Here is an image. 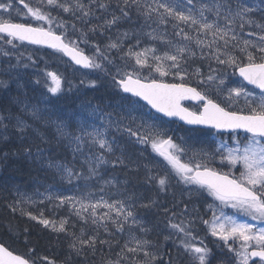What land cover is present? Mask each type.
<instances>
[{"label":"trees","instance_id":"trees-1","mask_svg":"<svg viewBox=\"0 0 264 264\" xmlns=\"http://www.w3.org/2000/svg\"><path fill=\"white\" fill-rule=\"evenodd\" d=\"M16 1L21 3V0ZM260 1L264 3V0ZM98 2L100 0L93 3L90 8L93 14L87 17L56 12L58 17H63L70 24V31L65 34V39L84 38L93 43L95 47L104 49L110 56L109 61L130 63L133 58L124 53L128 51L129 46H133V50H140L143 42L150 43L147 37L138 34L145 26L144 15H141L133 7L130 10V18L121 19L116 25L107 27L105 21L111 19L113 13L120 15L117 0H102L109 5L107 9H100L97 6ZM244 2L249 4L256 1L244 0ZM24 4H28L32 8L39 7L43 12L54 10L47 4V0H23L22 5ZM253 8L251 17L264 23V6ZM23 22L32 24L28 20ZM166 24L171 34L179 32L181 28V25L174 20H166ZM43 27L46 26L43 25ZM244 28L256 32L254 27L245 25ZM51 29L54 32L62 33V29L52 26ZM183 31L187 32L188 30L183 28ZM125 32L128 33L126 37L124 36ZM137 41L141 45H137ZM112 42L119 43L120 48H108L107 46ZM229 50V54L241 56L239 49L230 46ZM249 50L257 56V62H260V54L255 49ZM40 51H42L38 52L40 54H32L34 63L31 64L30 59L25 61L28 72L24 76V89H18L15 85L8 86L9 82L7 81L5 85L0 84V116L11 117V119L3 120V124L7 125V128L0 126V242L14 253L24 255L30 263L35 261L36 264H47V261L43 260L44 257H47L49 261H54L55 264H107L109 260L116 261L117 254L121 255L122 264H133V260L143 261L145 258L141 253L125 254L122 252L130 228V224L124 222L123 216L117 217L114 213L109 216L111 219L98 220V223L93 224L92 211H82L80 215H77V206L74 207L69 202L61 203L59 199L79 192L93 195L100 189L111 199L125 198L126 196L139 197V204H127L125 208L133 211L135 220H140L146 225L147 231L144 235L153 243V248L158 251L153 264H169L170 259L172 264H195L194 257L191 254H186L184 249L178 245L179 240L183 238L182 234L170 228V224L180 223L177 222V218L181 216L182 212L175 200L176 197L178 199V192H180L177 179L170 176L168 171H158L157 168L163 165L155 158L148 142L141 143L136 136H129L114 127L102 126L105 138L110 143L114 142V151L104 153L107 163L100 165V172L103 173V178L112 182L110 185L104 186L94 180L77 179L73 181L67 179L55 168H48L47 163L49 160H53L66 164L73 171L80 168L82 156L78 151H74V146L68 142V139L61 134L58 128L59 124H64L63 126L71 132L75 131L78 127V119L82 118L80 106L86 102L110 113L111 109L114 112H119L116 108L119 102L127 104L133 100L147 109L151 118L160 121V124L167 130L168 138L171 137L172 140L178 141L180 144L184 141L199 148L206 146L208 150H212L217 141L220 142L224 138L223 141H226L228 146L235 145L232 137L229 135L224 137V135L207 128H188L176 121H166L155 115L138 99L124 95L119 90L114 74L109 69L111 66L108 70L96 69V75H86L85 79L91 82L95 81V84L85 86L83 89L79 84V75L70 74L69 69L74 68L73 64L66 61L61 54L51 50L42 49ZM88 53L90 52L88 51ZM221 59H224L223 55H221ZM185 61L182 62V68L186 70L187 75L183 81L172 75L166 76L164 81L192 85L210 99L229 108L227 103L222 102L215 93L206 90L197 79L208 75L210 69H218V72L221 73H234L232 76L235 75L236 69L218 64L214 57L201 50H196L195 56L186 54ZM244 62H247L246 57ZM38 68L56 73L63 80L64 90L59 94L48 93L44 85L40 84L41 81H37L31 75V70ZM197 68L200 69L201 75L195 74ZM25 94L31 102L35 104L40 102L43 107L44 113L40 116V120L23 111ZM186 105L197 108L195 105ZM229 109L232 111L241 110ZM243 110L247 111V109ZM17 117L25 118L30 126L24 133L17 130ZM80 121L82 123L85 120ZM237 134L242 144L249 136L241 132ZM218 137L224 138L219 140ZM92 147L87 145V149L96 151L99 155L101 150ZM38 148L42 150L41 162H37L35 159ZM25 149H30L32 155H28ZM118 157L123 159V163H119ZM113 161H117L115 165ZM215 170L225 174H234L226 165L219 163L215 165ZM162 177L167 178V185L163 190L158 184ZM195 199L203 202L202 196L197 195L193 200ZM27 213H31V216L38 219H31ZM96 216L98 218L103 214L96 211ZM39 219H48L56 222L57 225L61 219H66L68 222L67 231H53L51 227L39 223ZM114 219H119L123 223V231L117 230L116 225L112 223ZM257 225L264 227V223L259 221ZM187 228L192 232L194 238H200L201 245L210 249L208 260L211 264H237L235 253L230 252L228 245L219 237L211 235L208 225L196 220L194 226ZM82 230L84 239L95 236L98 240L94 250L85 246L77 254L69 248V244L72 242L70 233L80 236ZM166 237L169 238L165 239ZM99 241H108V243L100 244ZM234 247L238 249L239 242H235ZM125 255L127 258H123ZM255 264H260V261H256Z\"/></svg>","mask_w":264,"mask_h":264},{"label":"snow or ice","instance_id":"snow-or-ice-1","mask_svg":"<svg viewBox=\"0 0 264 264\" xmlns=\"http://www.w3.org/2000/svg\"><path fill=\"white\" fill-rule=\"evenodd\" d=\"M93 2H96V0H93ZM21 3H23V0H21ZM47 4L61 8L64 12L72 10L70 5L61 4L58 0H47ZM97 6L100 9H107L109 5L100 0ZM12 7L11 3H0V9L10 11ZM24 7L27 8V13L24 15L30 14L37 21H47L49 27L45 29L44 27H33L27 23H13L10 20L0 19V33L6 34L8 37L6 42L8 44H12L13 39L28 41L33 44H47L51 48L61 50L65 54L70 55L78 65H83L86 68H101V64L96 63L92 58L85 56L76 47L72 46L75 45L74 41L70 44L64 43L62 36L56 35L52 31L51 25L55 18L50 17V14L43 13L39 7H29L28 4H24ZM75 7L81 11L84 17L93 14L91 9L85 10V6L79 0H76ZM133 7L141 15H144L146 20L152 19L153 13H155L161 23L165 22V17H171L188 25L189 28L195 26L198 34L210 35L212 39L209 41H205L198 36L196 39L197 46H206L209 49H214V51L209 52V55L214 57L218 64L234 67L244 81L255 85L261 92L259 98H257L252 93L247 92L243 86L229 88L227 99L235 102L239 97L243 96L247 109V111L243 109L231 111L222 107L220 103L215 102L213 99L208 98L206 94L201 93L196 88L187 86L183 82L169 84L164 83L163 79H154L151 76L142 78L139 76L138 70L133 72H119L118 70L120 79L116 83L124 92L132 93L133 96L142 98L152 108L167 116H179L190 125H206L217 130H224L232 137L235 147H229L228 143L222 140L213 153L201 151L199 155L202 162H197L193 166L190 163L181 162L182 156L186 154L185 148L175 144L171 137L163 140L159 139L158 134L150 131L153 125L147 121L140 126L148 132L147 135L141 134L140 131H133L131 127L127 129L128 133L131 136H136L141 143H147L149 138L153 137L151 141L153 150L164 157L176 175L185 184H194L207 188L209 193L222 203L230 204L232 208L250 216L253 221L264 223V23L257 22L251 17L254 8L244 2V0H235V3H233V0H212L211 4H199L198 7L193 4V0H187V6L182 0L180 3H177L176 0H155V6L149 3L142 4L141 0H117V8L120 15L113 13L111 19L105 21V26L112 27L121 19L130 18V10ZM161 9L163 11H160ZM205 12L211 13L216 19L209 20ZM221 20L224 21L222 25L220 23ZM237 20L240 22L239 27L241 30L245 25L254 26L258 30L260 33L258 42L250 39H240V36L234 31ZM63 26V23L58 25V27ZM127 35L128 33L125 32L124 36L126 37ZM148 35L153 39H157L154 33L150 32ZM177 35H183L185 40L192 39L183 29L177 32ZM249 35H256V33H249ZM159 38L163 40V37ZM220 42H223L225 49L223 52H221ZM138 44L139 41H137ZM229 46L239 49L241 56L229 54L227 51ZM107 47L119 49L120 44L112 42ZM249 49H255L260 54V62H257V56ZM97 52H99V47H97ZM149 53L152 54L151 63L148 59ZM154 53L155 49L151 48L134 52L133 46H129L126 55L135 58V65L140 68L147 67L151 72L158 73L161 78L173 74L179 77L181 81L187 75L186 70L182 68V62H186L185 55L195 56V52L190 51L186 45L175 47L173 54L165 52L163 55L157 56ZM221 55L224 56V59H221ZM245 57L247 62H244ZM210 72L212 74L207 76V82L216 83L217 91H222L221 86L225 85V80L219 79L217 82L216 70L210 69ZM195 74L201 75L199 68L196 69ZM47 75L51 79L49 91L52 93L60 91V77L54 72H49ZM200 82L204 83L205 81L202 80ZM91 83L94 85L95 81ZM0 84H4V82L0 81ZM186 98L202 101V109L199 112H192L182 107L180 101ZM31 115L36 117V111L33 110ZM4 119H11V117L0 116V126L7 128V125L3 124ZM16 127L19 132L24 133L30 126L25 120L17 117ZM58 130L61 131L62 135H70L62 131V126ZM237 130H243L245 133L250 134L243 144L238 138ZM219 134L223 135V132ZM85 138L91 145H98L99 150H101L99 155H90L84 161L88 165L89 173L96 175L100 165L107 163L104 153H112L114 151V142L110 143L105 138L103 129L82 130L80 135L73 137L72 141H70L77 145L74 151L82 150ZM25 152L30 156L32 155L30 149H25ZM217 154L220 156L222 163L227 161L231 167L239 166L241 169L239 176L222 175L210 168L207 161L209 158L214 159ZM35 159L37 162L42 161V150L39 148L36 151ZM117 160L119 163H123L122 158L118 157ZM116 162L113 161V164L115 165ZM47 167L55 168L69 179L80 175L66 164L53 160L48 161ZM158 184L163 190L167 185V178H160ZM59 199L61 203L69 202L74 207L78 204L77 215L91 208L93 224L98 223V220L111 219L108 213L97 218L96 209L100 206L99 203L88 204L83 201L73 200L71 197H60ZM104 206L109 210L114 209V205L107 202L104 203ZM115 211L117 217L123 216L124 222L131 220L134 224L139 223L135 220L133 211L126 209L123 203H120L119 207H115ZM27 215L33 220L38 219L35 216H31V213H27ZM39 223L46 227H51L56 232L67 231L66 225L68 222L66 219H61L58 225L48 219H39ZM112 223L116 225L118 231H123V223L119 219L112 220ZM204 223L209 226L212 236L219 237L228 245L229 251L235 253L237 264H249L250 259L254 257L260 258V264H264V227H258L254 223L239 221L223 213L220 216H216L214 213L211 222L204 221ZM170 227L176 230L177 233L182 234L183 238L179 240V243L183 246L186 254L193 255L198 264H211L210 260H208L210 249L206 246L200 247L192 243L195 238L183 221L179 224L172 223ZM141 231L146 230L141 229ZM70 235L72 242L69 244V248L77 254L85 246L95 249L97 237L92 236L84 239L83 230L80 236H76L75 233H70ZM168 238L166 237L165 239ZM235 242H239L238 249L234 247ZM99 243L104 244L108 243V241H99ZM129 243L134 244V246L129 247ZM149 246V241L138 239L135 235L130 234V240L125 243L122 252L125 254L143 252L145 259L143 261L133 260V264H153L156 261V256L152 252L147 251ZM123 258H127V255ZM43 260L47 261V264H55L54 261H49L47 257H44ZM0 264H30V261L22 256L14 255L8 248L0 245ZM31 264H36V262L32 261ZM107 264H122L121 255L117 254V260H109ZM169 264H172L171 259ZM252 264H255V261Z\"/></svg>","mask_w":264,"mask_h":264},{"label":"rangeland","instance_id":"rangeland-1","mask_svg":"<svg viewBox=\"0 0 264 264\" xmlns=\"http://www.w3.org/2000/svg\"><path fill=\"white\" fill-rule=\"evenodd\" d=\"M256 2L253 3H249V5L257 8L258 6L263 7L264 3H262L260 0H255ZM59 3L61 4H68L71 6V9L69 12H64L63 9L52 6V8L54 10L52 11H47V12H43L46 14H50V17L55 18L53 20L52 23V27L56 28V29H62V34L65 36V34L68 33V31H70L69 27L70 24L69 22H67L63 17H58L56 14L57 13H72V14H78L80 16H83V14L81 13V11L75 7V3L76 0H58ZM80 3H82L85 6V10L90 9L93 6V0H79ZM177 3H180L181 0H176ZM182 2L187 6V0H182ZM235 1L233 0V3ZM0 3H11L13 5V7L11 8V10H5V9H0V19H4V20H10L12 22V20L14 21H20L23 22L24 20H28L29 22H31L34 25H45L46 27H48V23L47 21H37L36 19H34L30 14L29 15H24L25 13H27V8L24 7V5H22V3L16 1V0H0ZM141 3H149V4H153V6H155V0H141ZM212 0H193V4H195L197 7L199 6V4H211ZM190 7V6H188ZM186 10V9H185ZM160 11H163L162 9ZM55 12V13H54ZM205 15L208 17L209 20H214L216 19V17L214 15H212L211 13L205 12ZM144 17V16H143ZM166 20H174L175 19L171 18V17H165V22L161 23L159 21V19L157 18V15L155 13H153L152 19H148L146 20L145 17L143 19L144 23V27L143 29H141L139 31V35L143 36V37H147L150 41V43L145 44L143 42L142 47L140 48V50H133L134 52H138L144 49H155V55L160 56L163 55L165 52H168L170 54H173L175 51V47L178 46H187L190 51L192 52H196V50H201L202 52H205L206 54H209L210 51H214V49H209L206 46H197L196 44V39L201 38L204 39L205 41H209L212 39V37L210 35H203V34H198L195 30V26L192 28H189L188 25L184 24L183 22H178V24L181 25V28L179 29V31L183 28H187V32L188 35L192 37L191 40H185L183 38V35H177V31L174 34H171L169 29L167 28V24H166ZM257 22H261V21H257ZM63 23V27H58L59 24ZM221 25L224 23L223 20L220 21ZM239 20H237L236 25L234 26V31L240 36V39H250L253 40L254 42H258L259 39V35L260 33L258 32V30L256 29V35H249V33H253L252 31H249L247 28H243L242 30L239 27ZM263 23V22H261ZM249 27H254V26H249ZM255 28V27H254ZM177 29V28H176ZM154 33V35L157 37V39H153L152 37H150L148 35V33ZM159 37H163V40H161ZM66 40V39H65ZM75 42V45H73L74 47L82 50V51H86L88 53V51L90 53L89 57L92 58L96 63L101 64V68L103 69H107L109 68V66H111V72L114 74L115 79H120V75L118 74V70L119 72H133L134 70H138L139 71V76L142 78H148L149 76H151V78L154 79H163L165 80L166 77L161 78L159 76L158 73L155 72H151L149 68L144 67V68H140L139 66L135 65V58L132 57V61L130 63L126 62V63H122V62H115V60L109 61V55L108 53L102 49L101 47H99V52H97V47H95L93 45V43L86 41L84 38H77V37H71L67 39V42L70 44L71 42ZM170 42V43H169ZM7 43V42H6ZM5 47H1L0 46V81L4 82V85L6 84V81L9 82L8 86H12L15 85L18 87V89H24V76L26 75V73L28 72V68L25 64L26 59H30L31 60V64L34 63V59L32 58V54L34 53H38V52H42L39 50V48L34 47V46H28V45H24L22 42H18V41H13L12 44H2ZM138 45H141L140 43ZM220 46H221V52L225 51L224 46H223V42H220ZM230 47V46H229ZM229 47L227 48V51L230 53ZM108 50V49H107ZM111 51V50H109ZM128 52V51H127ZM127 52H124L125 54H127ZM40 54V53H38ZM151 53H149L148 59L151 61ZM129 57V56H128ZM131 58V57H130ZM96 69L99 68H93L90 69L88 71L83 72L82 70H80L79 68H70V74L73 75V73H75L76 75H79L80 79H79V84L81 86V88H85V86H93V84L91 83V81L86 80L85 77L86 75H96ZM215 75L217 77V82L219 79H224L225 80V85L221 86L222 87V91H217V85L216 83H210L207 82V76L212 74L211 72L206 75V76H201L200 78L197 79V81H205L204 83H201V85H203L205 87L206 90L212 92L213 94L215 93V95H217L220 100L222 102H224L225 104L227 103L230 107L229 108H235V109H246V101L245 98L243 96L239 97L237 101L233 102L227 99V92L229 88L232 87H236V86H243L245 88V90L247 92L252 93L255 97L259 98L260 94L256 93L255 91H252L250 88H246L243 83L239 80H235L232 76V73L230 72H225V73H221L220 71L218 72V69H215ZM50 72V71H49ZM49 72L44 71L40 68L38 69H33L31 70V75L37 80V81H41L40 84L44 85L45 90L48 93H52L49 91V87L51 86V79L50 77L47 75ZM95 72V73H94ZM174 76L173 74H169ZM177 77V76H175ZM13 82V83H12ZM14 86V87H15ZM43 87V86H42ZM62 90H64V84H63V80L61 79V89L60 91H58L57 93H52V94H59L62 92ZM24 91V90H23ZM24 102H23V111L28 115H30L31 117H33L31 115L32 111L35 110L37 115L36 117L33 118H37L40 120V116L44 113L43 111V107L41 106L40 102L39 103H33L31 102V100L26 96V94L24 95ZM43 100V99H41ZM44 101V100H43ZM26 106V108H25ZM117 111L119 112H114L113 109H111L110 113L105 112L103 109L97 108L95 105H93L92 103H88L86 102L85 104H81L80 106V111H81V115L82 118L78 119V127L75 129V131H70L68 128H66L65 126H63L64 124H59V126H62V131L64 133H69L70 135H63L66 137V139H68V142L74 146V148L76 149L77 145L74 142H70L72 141V138L80 135L81 131H92L94 128H99L102 129V126L106 125L108 128L110 127H114L119 129V131H124L125 133H127L129 136H131L127 129L129 127H131L133 129V131H140L141 134L143 135H147L148 132L144 129L141 128L140 126L142 125V123H144L145 121H147L149 124L153 125V127L150 129L151 132L158 134L159 139L163 140V139H167V130L166 128L160 124V121H156L155 119L151 118L147 109L143 108L142 106H140L137 102L135 101H129L127 102V104H125L124 102H119V104L117 105ZM23 120L26 121L25 118L23 117H19ZM143 118V119H141ZM80 120H85L81 123ZM28 123V122H27ZM59 127V128H60ZM61 132V131H60ZM134 137V136H132ZM152 138L150 137L148 140L149 143V147L151 148V150L153 151V154L155 156V158L162 163L163 166H159L157 169L158 171H168L170 176H174L175 179H177V186L180 187V192H178L179 196L178 199L176 197V202L177 204L180 206V208L182 209L181 213H180V217L177 218V222L183 221L184 225L186 227H190L196 223V220H200L204 223V221H209L211 222L213 215L215 213L216 216H220L221 213H223L226 216H232L234 218H236L239 221L242 222H247V223H254L257 225L258 221H253L251 219L250 216L245 215L244 213L238 211L237 209H234L231 207L230 204H224L221 201H219L218 199H216L213 195H211L209 193V191L207 190V188H202L199 185H194V184H185L179 176L176 175V173L174 172V170L172 169L171 165L164 159V157L162 155H160L159 153H157L156 151L153 150L152 148ZM219 138V137H218ZM224 138V137H222ZM222 138H219V140ZM225 139V138H224ZM223 139V140H224ZM173 142L175 144L180 145L181 147L186 149V154L182 156L181 158V162L183 163H190L191 165H195L197 162H202L201 161V157L199 155V153L201 151L204 152H208V153H213L216 148L217 145L219 144V141H217L216 146L212 149V150H208V147H204V148H199L198 146L190 145V143L188 142V144L184 141H182V143L180 144V142L178 141H174ZM87 145H91L90 142H88L87 138H85V143L82 147L81 151H78L80 156H82V161H81V166L79 169L75 170V173H79L80 175L78 176H74L73 178H71L70 180H77V179H81V180H94L99 182L100 184L105 185H110L112 182L110 180L107 181V179L103 178V173L100 172V168L99 167L97 169V174L96 175H92L89 173L88 171V165L86 163H84V161L86 160V158H88L90 155H98L96 151H91L90 149H87ZM93 145H91L92 147ZM94 148H98V145L93 146ZM92 147V148H93ZM229 147H235V145L229 146ZM208 166L210 167H214L217 163L221 164V165H226L228 167V169L233 172L235 176H239L240 174V167L236 166V167H231L228 165L227 161H224L223 163L220 160V156L217 154L215 156L214 159L209 158L208 161ZM155 167H157V165H155ZM100 172V173H99ZM65 178H67L65 176ZM69 179V178H67ZM99 195H98V194ZM97 193L91 195V193H82L79 192L78 194H70L68 195V197L73 198V200H78V201H83L84 203H88V204H95V203H99V207L96 209V211H98L100 214H105L108 213V215H114V213H116L115 211V207H119L120 203H123L124 206H126L127 204L130 205H137L139 204V197H134L132 198V196H126L124 197H119V198H113L111 199L110 197L106 196L104 192H102L100 189L97 190ZM202 196L203 197V202H200L199 200H193L195 198V196ZM114 196V194L112 195V197ZM118 197V196H115ZM107 202L108 204H113L114 205V209L113 210H109L107 207L104 206V203ZM72 204V203H70ZM73 205V204H72ZM79 208V205H76ZM87 211H92L91 208H89ZM207 219V220H206ZM139 223L138 224H134L132 223L131 220L127 221V224H130V228L127 232V242H129L130 240V234L135 235L138 239L141 240H147L149 241V239L146 237L145 231H141V229H145L146 225L141 222L140 220H136ZM179 224V223H178ZM258 226V225H257ZM260 227V226H258ZM171 228V227H170ZM172 229V228H171ZM139 230V232H137ZM147 231V229H145ZM174 230V229H172ZM175 231V230H174ZM200 238H195V240H192V243L196 244L197 246L200 247H204L203 245H201L202 243L199 242ZM150 242V246L147 248V251L152 252L154 255H157V250L153 248V243L151 241ZM179 246H181L183 248V246L178 243ZM134 244L129 243V247H133ZM143 255V252H140ZM193 256V255H192ZM144 257V256H143ZM145 258V257H144ZM196 261V260H195ZM195 264H198V262L196 261Z\"/></svg>","mask_w":264,"mask_h":264},{"label":"water","instance_id":"water-1","mask_svg":"<svg viewBox=\"0 0 264 264\" xmlns=\"http://www.w3.org/2000/svg\"><path fill=\"white\" fill-rule=\"evenodd\" d=\"M13 23H15V22H13ZM17 23V22H16ZM34 27V26H33ZM36 27H38V26H36ZM56 35H59V34H57V33H55ZM60 36H62L61 34H60ZM62 39H63V36H62ZM22 42H24V43H27V44H30V45H39V46H42V47H45V48H51V47H49V45H47V44H33V43H30V42H28V41H22ZM63 42L64 43H67L64 39H63ZM51 49H53V50H57V51H59V52H62L63 53V55L65 56V58L69 61V62H71V63H73L74 65H76L77 67H79V68H81L82 70H88V69H90V68H86V67H84L83 65H78V64H76L75 63V61L72 59V57L70 56V55H67V54H65L63 51H61V50H58V49H54V48H51ZM79 50V49H78ZM80 51V50H79ZM85 56H87V57H89L88 56V54L84 51H81ZM237 74H238V76H239V73H238V71H237ZM240 77V76H239ZM134 78H135V76H134ZM241 79H243L242 77H240ZM118 81V80H117ZM244 81V80H243ZM245 83H246V85H250V86H252L254 89H256V90H260L258 87H256L255 85H252V84H249L247 81H244ZM165 83V82H164ZM167 83H169V84H172V83H170V82H167ZM177 84V83H176ZM179 84V83H178ZM118 85V84H117ZM187 85V84H186ZM187 86H189V85H187ZM189 87H193V86H189ZM120 88V90L124 93V94H126V95H129V96H133L132 95V93H126V92H124L123 91V89L121 88V87H119ZM193 88H195V87H193ZM133 97H136V96H133ZM136 98H138L143 104H145L147 107H149L150 109H151V111L153 112V113H155V114H158V115H160L161 117H163V118H165V119H167V120H174V121H177V122H179V123H182L183 125H185V126H187V127H190V128H192V127H197V128H211L210 126H206V125H190V124H188V123H186V121H184V120H182L179 116H167V115H165L164 113H161V112H158L156 109H154V108H152L151 107V105H149L148 103H147V101H144L142 98H140V97H136ZM180 103H181V106L182 107H184V108H187L189 111H192V112H195V111H193L192 109H190V108H188L186 105H184V103H189V104H195V105H197V104H200L201 105V108H200V110L202 109V107H203V102L202 101H199V100H195V99H191V98H186V99H184V100H181L180 101ZM211 129H214V128H211ZM214 130H216L217 132H219V133H221V132H223V133H227V132H225L224 130H217V129H214ZM237 131H243V130H237ZM244 132V131H243ZM218 172V171H217ZM218 173H220V172H218ZM220 174H222V173H220ZM223 175V174H222ZM230 176V175H229ZM231 177V176H230ZM0 245H3L1 242H0ZM4 247H6L5 245H3ZM7 248V247H6ZM9 250V249H8ZM9 251H12V250H9ZM13 252V251H12ZM13 254L14 255H19V256H22V257H24L25 259H27L25 256H23V255H20V254H17V253H14L13 252ZM256 260H260V258H258V257H254V258H251L250 259V262H253V261H256ZM31 264V263H30Z\"/></svg>","mask_w":264,"mask_h":264},{"label":"flooded vegetation","instance_id":"flooded-vegetation-1","mask_svg":"<svg viewBox=\"0 0 264 264\" xmlns=\"http://www.w3.org/2000/svg\"><path fill=\"white\" fill-rule=\"evenodd\" d=\"M7 39H8V37L5 35V34H0V46L2 47L3 45L2 44H4V45H6L7 43H6V41H7ZM3 47H5V46H3ZM42 50V49H41ZM54 53H57V52H55V51H53ZM58 54V53H57Z\"/></svg>","mask_w":264,"mask_h":264},{"label":"bare ground","instance_id":"bare-ground-1","mask_svg":"<svg viewBox=\"0 0 264 264\" xmlns=\"http://www.w3.org/2000/svg\"><path fill=\"white\" fill-rule=\"evenodd\" d=\"M201 1V0H200ZM76 27V26H75ZM78 29V28H77Z\"/></svg>","mask_w":264,"mask_h":264}]
</instances>
